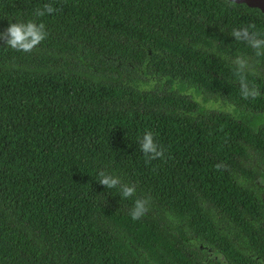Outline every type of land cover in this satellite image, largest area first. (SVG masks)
Returning a JSON list of instances; mask_svg holds the SVG:
<instances>
[{
    "label": "trees",
    "instance_id": "obj_1",
    "mask_svg": "<svg viewBox=\"0 0 264 264\" xmlns=\"http://www.w3.org/2000/svg\"><path fill=\"white\" fill-rule=\"evenodd\" d=\"M45 4L57 11L36 16ZM27 21L48 33L31 53L0 40V264H264V57L228 34H264V14L226 0H0V32ZM237 55L255 100L240 95ZM146 131L164 159L145 163ZM101 170L151 198L141 219Z\"/></svg>",
    "mask_w": 264,
    "mask_h": 264
},
{
    "label": "clouds",
    "instance_id": "obj_2",
    "mask_svg": "<svg viewBox=\"0 0 264 264\" xmlns=\"http://www.w3.org/2000/svg\"><path fill=\"white\" fill-rule=\"evenodd\" d=\"M226 3L229 7H235L237 4L236 0H226ZM56 11L57 9L52 4H45L42 9L37 10L36 16L51 15ZM254 27V25H250L248 27L232 28L228 34L234 37L236 41L243 42L251 47L256 57H264V34L250 31V28ZM221 31H223V28H221ZM47 36L45 24L34 21L10 23L3 32H0V40H3L4 44L13 50L24 53H31ZM231 62L235 66V73L238 76L241 97L245 100L259 98L262 95L261 90L255 84H250L247 79L246 74L250 68L249 58L244 55H237L232 58ZM138 143L141 152L145 156L146 164L156 159L165 158V150L157 144L151 131H146ZM98 176L100 185L108 189L118 188L120 197L125 199L136 197L135 185L124 183L119 176L104 170L99 171ZM150 202V197H136L129 213L131 218L133 220L141 219L148 212Z\"/></svg>",
    "mask_w": 264,
    "mask_h": 264
},
{
    "label": "rangeland",
    "instance_id": "obj_3",
    "mask_svg": "<svg viewBox=\"0 0 264 264\" xmlns=\"http://www.w3.org/2000/svg\"><path fill=\"white\" fill-rule=\"evenodd\" d=\"M148 85H153V80H149ZM187 93L192 95L195 94L192 88H189L187 90ZM193 96L200 103L199 105H202L204 107V109H208V108L221 109L223 107H224L223 109H226L224 104H222L220 100H215L213 98L210 99L208 98V100H206L203 95H198V94Z\"/></svg>",
    "mask_w": 264,
    "mask_h": 264
},
{
    "label": "water",
    "instance_id": "obj_4",
    "mask_svg": "<svg viewBox=\"0 0 264 264\" xmlns=\"http://www.w3.org/2000/svg\"><path fill=\"white\" fill-rule=\"evenodd\" d=\"M238 4H245L250 8H256L264 14V0H236Z\"/></svg>",
    "mask_w": 264,
    "mask_h": 264
},
{
    "label": "flooded vegetation",
    "instance_id": "obj_5",
    "mask_svg": "<svg viewBox=\"0 0 264 264\" xmlns=\"http://www.w3.org/2000/svg\"><path fill=\"white\" fill-rule=\"evenodd\" d=\"M202 258H204V256ZM205 260L206 261L208 260L209 264H226L223 259L219 258L218 256H213V255H210V254H207L205 256Z\"/></svg>",
    "mask_w": 264,
    "mask_h": 264
}]
</instances>
